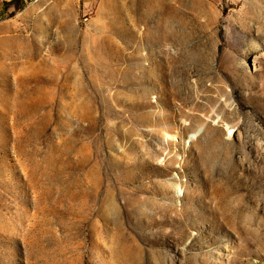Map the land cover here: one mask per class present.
<instances>
[{
	"label": "rangeland",
	"instance_id": "obj_1",
	"mask_svg": "<svg viewBox=\"0 0 264 264\" xmlns=\"http://www.w3.org/2000/svg\"><path fill=\"white\" fill-rule=\"evenodd\" d=\"M0 264H264V0L0 3Z\"/></svg>",
	"mask_w": 264,
	"mask_h": 264
},
{
	"label": "crops",
	"instance_id": "obj_2",
	"mask_svg": "<svg viewBox=\"0 0 264 264\" xmlns=\"http://www.w3.org/2000/svg\"><path fill=\"white\" fill-rule=\"evenodd\" d=\"M4 1H10V0H0V3H3Z\"/></svg>",
	"mask_w": 264,
	"mask_h": 264
},
{
	"label": "built area",
	"instance_id": "obj_3",
	"mask_svg": "<svg viewBox=\"0 0 264 264\" xmlns=\"http://www.w3.org/2000/svg\"><path fill=\"white\" fill-rule=\"evenodd\" d=\"M25 2V0H23Z\"/></svg>",
	"mask_w": 264,
	"mask_h": 264
}]
</instances>
